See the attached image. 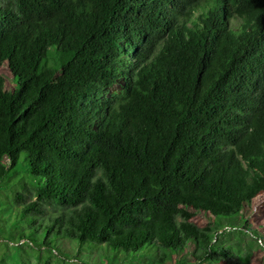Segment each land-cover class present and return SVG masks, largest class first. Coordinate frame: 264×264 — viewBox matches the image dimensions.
<instances>
[{"label":"trees","instance_id":"16d2710c","mask_svg":"<svg viewBox=\"0 0 264 264\" xmlns=\"http://www.w3.org/2000/svg\"><path fill=\"white\" fill-rule=\"evenodd\" d=\"M2 64L0 181L35 187L20 241L202 262L222 228L195 214L264 191V0H0Z\"/></svg>","mask_w":264,"mask_h":264},{"label":"rangeland","instance_id":"374dc122","mask_svg":"<svg viewBox=\"0 0 264 264\" xmlns=\"http://www.w3.org/2000/svg\"><path fill=\"white\" fill-rule=\"evenodd\" d=\"M0 73L5 88L14 86L5 64L0 65ZM120 89L119 84H114L109 87L108 92ZM4 160L9 164V158L4 157ZM19 169V174L0 181V264H158L155 260L159 255L155 252H142L138 255L115 253L101 244H94L79 252L76 242L67 237L58 239L55 249H46L41 243L36 244L25 239L18 240L14 236L18 231L10 222L20 218L19 213L24 204L17 201L16 192L23 193L26 201H30L35 190L28 178L22 175L26 172V165H21ZM23 184L27 185V190L22 188ZM47 210L48 215L56 214L51 208ZM190 210L194 211L192 208ZM213 219L211 214L202 212L196 213L192 218L201 227L211 223L222 228L214 231L218 246L214 250L213 258L198 262L193 255L194 246L190 245L183 252L171 254L164 264H235V259L225 256L220 247L232 249L234 254L250 259L251 264H264V191L246 205L242 217L222 222H215ZM244 222L250 229L243 228Z\"/></svg>","mask_w":264,"mask_h":264}]
</instances>
